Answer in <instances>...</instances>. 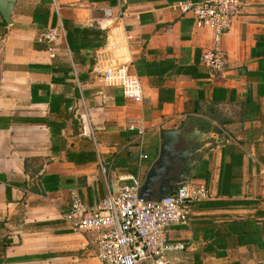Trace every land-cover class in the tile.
I'll return each instance as SVG.
<instances>
[{
  "label": "crops",
  "instance_id": "1",
  "mask_svg": "<svg viewBox=\"0 0 264 264\" xmlns=\"http://www.w3.org/2000/svg\"><path fill=\"white\" fill-rule=\"evenodd\" d=\"M180 1L16 0L10 23L0 14V264H102L99 232L76 230L67 217L71 194L91 205L141 185L159 131L179 126L207 134L189 181L219 198L222 146L234 144L241 165L231 199L251 203H198L188 225L170 230L185 244L176 264H193L195 252L201 264H264V41L256 46L264 0L242 1L220 42L226 65L213 73L201 62L211 34L193 26ZM48 27L60 34L54 57L37 41ZM108 63L138 77L141 102L103 80L95 66ZM240 219L244 244L235 242Z\"/></svg>",
  "mask_w": 264,
  "mask_h": 264
},
{
  "label": "built area",
  "instance_id": "2",
  "mask_svg": "<svg viewBox=\"0 0 264 264\" xmlns=\"http://www.w3.org/2000/svg\"><path fill=\"white\" fill-rule=\"evenodd\" d=\"M242 1L182 0L178 3L180 12L192 18L194 27L211 34L210 47L201 53V62L210 73L222 71L226 65L220 42L238 15ZM111 16V8H103L102 19L106 27ZM59 36L56 28L48 27L39 33L37 41L43 43L54 57ZM95 70L107 84L119 86L125 98L142 101L143 87L127 65L108 63L96 65ZM139 189L137 182L124 184L91 205L86 204L77 192L71 194L67 217L73 221L76 230L99 232L95 247L102 264H176L185 244L172 239L170 230L188 225L196 205L209 198L204 182L188 181L159 200L141 198Z\"/></svg>",
  "mask_w": 264,
  "mask_h": 264
},
{
  "label": "water",
  "instance_id": "3",
  "mask_svg": "<svg viewBox=\"0 0 264 264\" xmlns=\"http://www.w3.org/2000/svg\"><path fill=\"white\" fill-rule=\"evenodd\" d=\"M16 0H0V14L10 23V15ZM207 136L199 128L159 131L160 145L158 155L147 170L140 185L139 196L146 200L161 199L185 185L194 175L196 160L203 139Z\"/></svg>",
  "mask_w": 264,
  "mask_h": 264
},
{
  "label": "trees",
  "instance_id": "4",
  "mask_svg": "<svg viewBox=\"0 0 264 264\" xmlns=\"http://www.w3.org/2000/svg\"><path fill=\"white\" fill-rule=\"evenodd\" d=\"M67 39L69 40L68 35H67ZM260 39L264 41V35H262L261 37L257 39L256 46L258 45ZM263 51H264V45H263ZM214 90L215 89H213V91ZM213 96H214V93H213ZM226 155L230 158V160L227 162H225V159H224ZM240 158H241V153L236 152V148L234 144H225L222 146V163H221V170H220L218 189H217V194L219 198L201 201L198 204L199 208H215V207H226V206H233V205H240V206L250 205L251 201L249 200L236 199V198L231 199L232 196L237 195L239 192L238 180L240 178V173L237 172L235 168L236 166L239 167L241 165ZM195 177L206 178L207 174H203V175L196 174ZM223 197H227V199H224ZM261 212L262 211L257 209L256 215H259ZM233 222H234L233 229L237 232L235 242L236 244H244L246 242L242 234L243 228H244V225H243L244 221L240 219V220H235V221L233 220ZM203 250L207 252L212 251L211 247L208 245H205L203 247ZM200 255H201L200 252L193 253V257H194L193 264H201Z\"/></svg>",
  "mask_w": 264,
  "mask_h": 264
}]
</instances>
